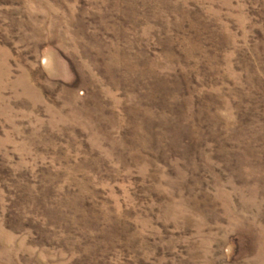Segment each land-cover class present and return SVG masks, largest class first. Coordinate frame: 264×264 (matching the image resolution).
<instances>
[{"label":"rangeland","instance_id":"374dc122","mask_svg":"<svg viewBox=\"0 0 264 264\" xmlns=\"http://www.w3.org/2000/svg\"><path fill=\"white\" fill-rule=\"evenodd\" d=\"M0 264H264V0H0Z\"/></svg>","mask_w":264,"mask_h":264}]
</instances>
